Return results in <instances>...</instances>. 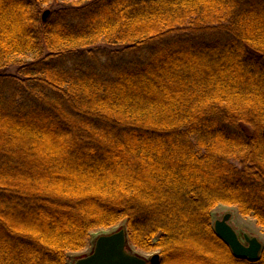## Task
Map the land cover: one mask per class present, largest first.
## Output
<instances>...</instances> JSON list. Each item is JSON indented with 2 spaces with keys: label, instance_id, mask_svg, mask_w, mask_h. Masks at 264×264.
<instances>
[{
  "label": "trees",
  "instance_id": "16d2710c",
  "mask_svg": "<svg viewBox=\"0 0 264 264\" xmlns=\"http://www.w3.org/2000/svg\"><path fill=\"white\" fill-rule=\"evenodd\" d=\"M218 205L264 232V0H0V264L120 223L158 264H264Z\"/></svg>",
  "mask_w": 264,
  "mask_h": 264
},
{
  "label": "water",
  "instance_id": "95a60500",
  "mask_svg": "<svg viewBox=\"0 0 264 264\" xmlns=\"http://www.w3.org/2000/svg\"><path fill=\"white\" fill-rule=\"evenodd\" d=\"M48 10L42 13V21L47 18ZM231 215L224 214L221 220L214 221L213 232L226 243L231 253L237 258L256 261L262 248L261 242L256 238L243 235L244 243H241L236 232L229 225ZM125 230L120 228L117 232L98 236L93 251L85 258L77 259L74 264H158V254L151 256L149 261L126 252Z\"/></svg>",
  "mask_w": 264,
  "mask_h": 264
},
{
  "label": "rangeland",
  "instance_id": "374dc122",
  "mask_svg": "<svg viewBox=\"0 0 264 264\" xmlns=\"http://www.w3.org/2000/svg\"><path fill=\"white\" fill-rule=\"evenodd\" d=\"M66 2L67 1H60L52 5L51 4L45 5L42 8V12L44 10H48L51 12V11H54L55 9H59L63 7L64 4H67ZM14 71L15 70L12 69L10 72L13 73ZM227 213L231 215L230 220L228 221L229 225L231 226L233 231L237 233L238 238L241 243H244L242 239V235L247 234L249 237L256 238L258 242H261V244L264 245V232L257 225V222L251 216H248V217L241 216L235 206L234 207L227 206V205L216 206L212 210V214H211L212 227L214 225V221L221 220L224 214H227ZM122 227H123V224L120 223V224H117V226L112 227V228L98 229L95 232H92L89 237L90 240L88 241L84 250L68 254V258L70 261L69 263L74 264L77 259L85 258L86 256L90 255L93 251V246L98 236L117 232V230ZM125 248L128 254L137 256L138 258L141 257L145 259L146 261H149L152 255L158 254V251H150L149 253L143 252L141 250L139 251L130 245L128 246L127 244Z\"/></svg>",
  "mask_w": 264,
  "mask_h": 264
},
{
  "label": "flooded vegetation",
  "instance_id": "af4514ba",
  "mask_svg": "<svg viewBox=\"0 0 264 264\" xmlns=\"http://www.w3.org/2000/svg\"><path fill=\"white\" fill-rule=\"evenodd\" d=\"M242 237H243V235H242Z\"/></svg>",
  "mask_w": 264,
  "mask_h": 264
}]
</instances>
